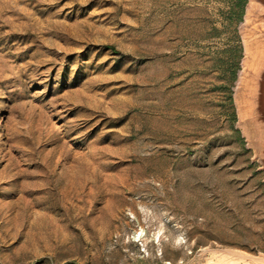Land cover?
<instances>
[{
    "label": "rangeland",
    "instance_id": "rangeland-1",
    "mask_svg": "<svg viewBox=\"0 0 264 264\" xmlns=\"http://www.w3.org/2000/svg\"><path fill=\"white\" fill-rule=\"evenodd\" d=\"M237 3L0 0V264H264V8Z\"/></svg>",
    "mask_w": 264,
    "mask_h": 264
},
{
    "label": "trees",
    "instance_id": "trees-1",
    "mask_svg": "<svg viewBox=\"0 0 264 264\" xmlns=\"http://www.w3.org/2000/svg\"><path fill=\"white\" fill-rule=\"evenodd\" d=\"M247 4V0H238L236 4V8L232 11V19L235 18L237 22H241L244 17L245 7ZM237 9V10H236ZM236 10V11H235ZM237 44L236 46L230 47V49L226 50V53H229L225 65L226 68L224 70L225 74L227 73V85H232L237 79V73L240 70V62L243 58V47L242 44ZM226 76V75H225ZM226 87V85L224 86ZM230 99L232 101V95L230 94Z\"/></svg>",
    "mask_w": 264,
    "mask_h": 264
},
{
    "label": "water",
    "instance_id": "water-1",
    "mask_svg": "<svg viewBox=\"0 0 264 264\" xmlns=\"http://www.w3.org/2000/svg\"><path fill=\"white\" fill-rule=\"evenodd\" d=\"M253 1L260 4L264 8L263 0H253ZM256 73H260L257 77L258 79L256 78L258 81V85H257L258 90L256 93H258V95L251 98L250 110H251V115H255L254 109L256 106V110L260 115V120L261 122L264 123V54L261 63L258 65L256 69Z\"/></svg>",
    "mask_w": 264,
    "mask_h": 264
}]
</instances>
